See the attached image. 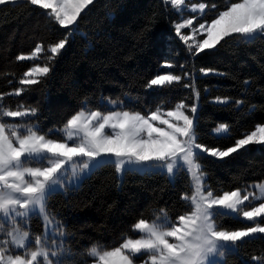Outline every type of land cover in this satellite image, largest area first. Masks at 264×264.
I'll return each mask as SVG.
<instances>
[{
	"label": "trees",
	"instance_id": "trees-1",
	"mask_svg": "<svg viewBox=\"0 0 264 264\" xmlns=\"http://www.w3.org/2000/svg\"><path fill=\"white\" fill-rule=\"evenodd\" d=\"M190 1L204 3L211 20L243 0ZM178 21L167 0H94L74 27L61 26L49 10L29 1L0 6V115L5 109L27 110V120L19 122L60 140L82 111L123 109L150 115L180 103L190 111L198 102L197 143L206 149L234 148L264 124V36H230L194 54L175 34ZM63 41L57 53L49 51ZM38 46L43 52L37 57L22 58ZM35 65L49 70L24 83ZM166 73L177 79L151 85ZM222 124L228 135L216 136L214 130ZM198 161L216 194L264 181V144L251 143L222 159L200 155ZM192 192L183 169L174 181L161 172L128 170L121 183L114 163L100 165L78 187L52 193L45 201L47 217L64 235L58 238L59 264H91L92 249L121 246L140 221L165 214L176 223L192 211ZM215 221L226 231L246 227L220 212ZM29 223L33 240L43 235L39 215ZM217 264H264V237L238 243Z\"/></svg>",
	"mask_w": 264,
	"mask_h": 264
},
{
	"label": "rangeland",
	"instance_id": "rangeland-1",
	"mask_svg": "<svg viewBox=\"0 0 264 264\" xmlns=\"http://www.w3.org/2000/svg\"><path fill=\"white\" fill-rule=\"evenodd\" d=\"M29 1L50 11L63 27H74L80 14L94 0H0L7 3ZM179 14L175 34L190 53L213 49L230 36L252 40L264 36V0H243L215 19L207 18L204 3L167 0ZM238 40V39H237ZM65 44L49 48L53 54ZM38 46L32 55L37 57ZM49 70L35 65L24 83L35 82ZM173 73L162 74L151 85L172 82ZM113 107V103H110ZM198 102L190 111L178 104L170 111L150 115L123 109L82 111L76 114L57 140L40 135L26 121L27 110H3L0 115V264H59L60 241L64 238L45 210L47 197L78 187L100 165L114 163L122 183L126 171L161 172L172 181L185 170L193 192L192 211L172 222L165 214L153 221H140L133 235L121 246L100 252L91 250V264H217L238 243L264 237V181L243 189L216 194L208 188L198 156L222 159L249 144H264V124L227 151L206 149L197 143L195 125ZM228 135L226 125L214 130ZM217 212L230 214L246 224L237 231L217 228ZM39 215L43 235L31 237L29 219ZM35 244V246L32 245ZM62 245V242H61ZM15 253V254H14Z\"/></svg>",
	"mask_w": 264,
	"mask_h": 264
}]
</instances>
